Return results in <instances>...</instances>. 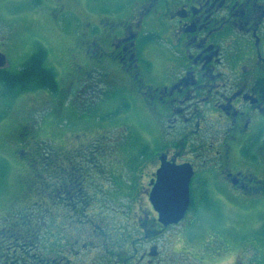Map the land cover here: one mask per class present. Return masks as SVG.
I'll return each instance as SVG.
<instances>
[{
  "label": "flooded vegetation",
  "instance_id": "af4514ba",
  "mask_svg": "<svg viewBox=\"0 0 264 264\" xmlns=\"http://www.w3.org/2000/svg\"><path fill=\"white\" fill-rule=\"evenodd\" d=\"M23 1L7 18L12 33L43 35L28 57L42 50L55 73V57L65 58L67 92L119 89L152 138L136 149L133 225L109 235L94 208L106 190L103 135L82 148L61 138L44 147L35 106L13 120L10 105L0 120L8 129L0 134V264H222L234 239L248 248L229 213L264 206V0ZM42 90L61 99L60 83ZM55 102L36 109L53 111ZM78 149L90 150V165L78 163ZM11 169L20 173L15 189ZM186 179L184 214L165 224L157 202L178 199ZM210 234L225 239L220 251L205 252ZM90 247L100 257L83 258Z\"/></svg>",
  "mask_w": 264,
  "mask_h": 264
},
{
  "label": "rangeland",
  "instance_id": "374dc122",
  "mask_svg": "<svg viewBox=\"0 0 264 264\" xmlns=\"http://www.w3.org/2000/svg\"><path fill=\"white\" fill-rule=\"evenodd\" d=\"M21 4L26 7L28 1L0 0V50L6 56L2 67L12 71L17 70L19 65L27 59L28 51L33 48L31 42L35 40L33 38L42 35L29 29L19 30L15 33L11 32L7 14L11 15L15 7H22ZM8 9H10V13L7 12ZM59 24L63 27L62 22ZM55 59L61 61L55 68L57 81L60 82L61 99L55 102L56 99L53 96L46 94L40 88L20 92L10 99L1 96L3 88L0 86V117H3V115L5 117L8 114L7 109L10 108V105L11 109L17 108V115L15 113L14 116H11L13 120H17V117L23 111L25 112L28 107L35 106L33 107V110H36L34 120L36 127H40L37 136L38 138L44 136L45 142L42 143L44 147L56 145L57 140L61 138L62 143L82 148L84 145H89L95 135L102 134V146H105L106 150L102 158L104 164L101 165V178L106 190H103L104 201L101 200L100 194L98 199H94V208L97 209L95 214L102 215L105 224L108 225L106 232L109 235H116V233H120V230L123 232L124 229L130 230L129 227L133 225L136 217L134 207L130 201V198L133 197L131 191L134 189L133 170L137 157L136 149L140 141L143 143L146 137L152 138V134L147 129L148 122L138 108H130L126 104L124 94L119 89L105 88L104 85L99 84L96 85L95 89H87L88 92H86L81 89L83 85H73L67 92L66 83L68 80L65 82L66 65L64 63L66 59L63 57H55ZM55 59L52 57L51 64ZM52 102H55L53 111L52 109H36L41 103L52 104ZM7 104L10 105L7 106ZM20 109H23L22 112H19ZM14 112L15 110H13ZM99 116H104L106 119H101V117L94 119V117ZM5 122L6 120L0 121V134L8 131V129H5ZM82 132H85V134L82 135ZM19 174V171L12 169L8 172V182L12 187L14 186V189L19 180ZM97 185L100 186L98 183ZM102 205H104V208H102ZM236 209L239 212H230V219L239 227L237 233L248 234L243 239L251 244L248 248H241V242L234 239L229 244L230 251L226 252V254H231L230 259L222 264H232L233 258L236 256V264H264V206L262 208L250 207V211H246L247 213H241L240 207H236ZM103 210H105L104 214H101ZM99 215L94 216V220L100 221ZM77 232L78 230L76 234ZM176 235L180 241L183 240V237L176 233H173V239H176ZM218 240V235L210 234L208 237L210 243L207 244L206 251H204L207 253L220 251L222 247L219 246ZM224 240L219 241L223 242ZM163 241H165L164 238L159 240L160 243ZM194 241H196V245H199L203 240L197 239ZM89 253H91V256H88V254H86L87 257L81 256L95 259L101 255L96 247H90ZM172 257L188 258L186 254L182 256L175 253L172 254Z\"/></svg>",
  "mask_w": 264,
  "mask_h": 264
},
{
  "label": "trees",
  "instance_id": "16d2710c",
  "mask_svg": "<svg viewBox=\"0 0 264 264\" xmlns=\"http://www.w3.org/2000/svg\"><path fill=\"white\" fill-rule=\"evenodd\" d=\"M41 51L33 52L15 71L0 68V86L3 88L1 96L12 99L18 93L27 90L38 88L56 90L58 86L56 74L44 64L45 55ZM89 151L88 149L77 150L78 163L90 165L92 153ZM48 183L49 186L53 184L51 179Z\"/></svg>",
  "mask_w": 264,
  "mask_h": 264
},
{
  "label": "water",
  "instance_id": "95a60500",
  "mask_svg": "<svg viewBox=\"0 0 264 264\" xmlns=\"http://www.w3.org/2000/svg\"><path fill=\"white\" fill-rule=\"evenodd\" d=\"M5 60L4 54L0 53V64H3ZM180 195L178 199L166 202H157L158 204L164 205V210L167 212V217H164L160 213V220L165 224L177 222L184 214V211L188 204V193H187V179L179 187Z\"/></svg>",
  "mask_w": 264,
  "mask_h": 264
}]
</instances>
